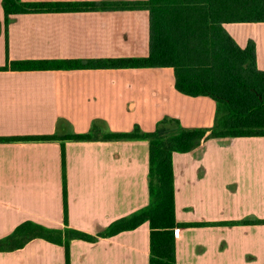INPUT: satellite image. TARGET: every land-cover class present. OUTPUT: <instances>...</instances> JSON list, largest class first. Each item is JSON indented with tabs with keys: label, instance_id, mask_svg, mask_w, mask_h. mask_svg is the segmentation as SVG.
<instances>
[{
	"label": "crops",
	"instance_id": "crops-1",
	"mask_svg": "<svg viewBox=\"0 0 264 264\" xmlns=\"http://www.w3.org/2000/svg\"><path fill=\"white\" fill-rule=\"evenodd\" d=\"M117 2L145 0H22ZM0 0V239L30 221L93 237L148 205L149 147L144 141H3L90 131L152 132L164 116L184 128H209L216 105L174 88L171 68L13 70L20 61L146 57L145 10L12 16ZM222 27L240 48L253 44L264 72V22ZM176 264H264V137L211 139L172 155ZM65 176L67 225L63 215ZM248 221L247 224H242ZM147 223L95 242L74 240L70 264H149ZM0 264H65L63 247L34 239L0 252Z\"/></svg>",
	"mask_w": 264,
	"mask_h": 264
},
{
	"label": "trees",
	"instance_id": "trees-1",
	"mask_svg": "<svg viewBox=\"0 0 264 264\" xmlns=\"http://www.w3.org/2000/svg\"><path fill=\"white\" fill-rule=\"evenodd\" d=\"M5 28L12 16L38 13L145 10L149 15V53L146 57L97 60L20 61L13 70L155 69L171 68L174 88L189 97L215 102L209 128H184L164 116L152 132L134 125L129 132L103 133L96 123L83 134L16 137L3 141L59 142L65 171L66 142L144 141L149 147L148 205L111 223L93 237L71 229H50L26 221L0 239V252L22 249L34 239L63 247L65 264L74 240L95 242L147 223L149 264L175 262V206L172 155L189 153L211 139L264 137V72L256 68L253 44L240 49L223 24L264 22V0H145L117 2H24L1 0ZM5 66L0 70H6ZM63 215L67 225L65 176ZM243 221L242 224H247ZM264 224V221H255Z\"/></svg>",
	"mask_w": 264,
	"mask_h": 264
},
{
	"label": "built area",
	"instance_id": "built-area-1",
	"mask_svg": "<svg viewBox=\"0 0 264 264\" xmlns=\"http://www.w3.org/2000/svg\"><path fill=\"white\" fill-rule=\"evenodd\" d=\"M176 233V232H175Z\"/></svg>",
	"mask_w": 264,
	"mask_h": 264
}]
</instances>
